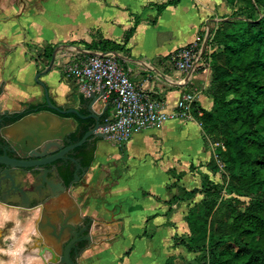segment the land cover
I'll return each instance as SVG.
<instances>
[{
    "label": "crops",
    "instance_id": "crops-1",
    "mask_svg": "<svg viewBox=\"0 0 264 264\" xmlns=\"http://www.w3.org/2000/svg\"><path fill=\"white\" fill-rule=\"evenodd\" d=\"M165 1L15 0L14 11L1 8L0 47L5 44L11 49V58L14 57L8 64L5 62L10 74V80L3 86L6 104L18 106L20 101L16 99L26 100L24 96L31 92L38 95V103L45 100L44 88L36 82L35 72L48 65L56 46L51 68L39 78L57 104L77 102L88 90L77 78L66 75L65 67L70 61L103 51L88 47L84 41L94 43L108 38L123 46L107 51L115 53L118 63L142 91L161 98L167 110L175 108L184 91H191L194 102L211 109L213 71L207 55L202 66L190 72L175 67L170 54L200 36L206 18L212 22L218 15L227 14L230 7L225 0H178L159 9L158 4ZM0 5L4 7V1H0ZM14 14L19 16V24L11 19ZM132 26L134 29L125 40L124 33ZM31 43L38 44L41 53L38 62L29 59L32 56L29 53L22 60L16 58L14 46L24 54ZM47 47H53L50 55L46 53ZM1 55L0 49V63ZM0 81L2 84L1 78ZM99 88L93 87L96 92ZM107 102L105 111L111 116L113 103L102 95L93 106L101 110ZM193 110L194 107L185 115L135 130L122 142L109 137L94 138L86 160L87 169L82 179L67 192L78 205L80 216L103 220L122 238L133 235V240L138 238L137 243L142 242V250L136 254L135 242L124 245L125 241L121 240L122 264H155L158 259L165 261L169 256L174 260L175 250L191 251L182 243L174 244V236H181L182 226L188 227L185 215L191 205L201 200L203 192L196 191L186 197L184 190L201 188L204 178H216L222 162L216 157L215 141ZM212 158L217 168L209 164ZM135 212L141 213L140 228L129 233L132 221L129 216ZM165 225L170 227L168 251L166 247L160 249L155 239L151 240L158 227Z\"/></svg>",
    "mask_w": 264,
    "mask_h": 264
},
{
    "label": "trees",
    "instance_id": "trees-1",
    "mask_svg": "<svg viewBox=\"0 0 264 264\" xmlns=\"http://www.w3.org/2000/svg\"><path fill=\"white\" fill-rule=\"evenodd\" d=\"M177 1L167 0L158 8ZM234 1L239 6L231 17L219 20L212 36L216 48L207 54L214 104L205 109L193 102V111L212 139L224 144L215 152L228 173L227 191L254 195L248 200L224 198L221 184L209 178L201 188L184 190L186 197L196 191L203 197L188 208V234L175 235L174 244L207 250V264H264V0H227ZM256 4L263 7L262 14ZM133 29L125 31V40ZM84 43L103 51L123 46L108 38ZM52 49L47 47L46 53ZM79 111L87 113L84 106ZM107 116L105 111L102 119ZM209 164L217 168L215 158ZM172 262L169 256L164 264Z\"/></svg>",
    "mask_w": 264,
    "mask_h": 264
},
{
    "label": "water",
    "instance_id": "water-1",
    "mask_svg": "<svg viewBox=\"0 0 264 264\" xmlns=\"http://www.w3.org/2000/svg\"><path fill=\"white\" fill-rule=\"evenodd\" d=\"M57 48L48 65L34 77L44 88L46 103L0 113V168L33 163L42 166L65 158L66 151L89 137H107L99 127L108 124L102 119L108 102L101 110L93 106L103 93L102 87L98 92L89 90L77 102H51L39 75L51 68ZM75 103L82 104L87 113H80ZM51 188L59 191L63 185L56 182ZM67 188L29 208L0 202V264H122L121 235L103 220L80 216Z\"/></svg>",
    "mask_w": 264,
    "mask_h": 264
},
{
    "label": "built area",
    "instance_id": "built-area-1",
    "mask_svg": "<svg viewBox=\"0 0 264 264\" xmlns=\"http://www.w3.org/2000/svg\"><path fill=\"white\" fill-rule=\"evenodd\" d=\"M212 22L206 18L201 35L170 54L175 67L191 72L202 66L203 55H207L213 46V29L217 22L216 25ZM65 73L77 78L88 91L94 86L103 88L102 98L111 101L114 110L111 116L105 118L108 124L99 127V130L105 131L107 137L117 142L126 140L135 130L159 125L165 119L185 115L188 109L193 108L194 94L184 91L178 97L175 108L167 110L161 98L149 95L136 85L112 51H96L86 55L85 59L70 61ZM214 144L222 145L219 141Z\"/></svg>",
    "mask_w": 264,
    "mask_h": 264
},
{
    "label": "flooded vegetation",
    "instance_id": "flooded-vegetation-1",
    "mask_svg": "<svg viewBox=\"0 0 264 264\" xmlns=\"http://www.w3.org/2000/svg\"><path fill=\"white\" fill-rule=\"evenodd\" d=\"M0 113L13 112L40 104H45L46 99L38 103V96L31 98L24 104L8 106L0 84ZM53 104L56 102L50 98ZM94 137H89L83 145L75 147L64 153L65 158H56L51 163L38 166L33 165H6L0 168V202L8 205L33 207L45 201L50 196H57L61 191L78 183L86 169V160L91 154ZM61 182L63 188L53 190L51 185ZM87 216V215H82Z\"/></svg>",
    "mask_w": 264,
    "mask_h": 264
},
{
    "label": "rangeland",
    "instance_id": "rangeland-1",
    "mask_svg": "<svg viewBox=\"0 0 264 264\" xmlns=\"http://www.w3.org/2000/svg\"><path fill=\"white\" fill-rule=\"evenodd\" d=\"M0 1H4V7H2L0 5V9L1 8H5L6 11H9L10 9H11V11H14L13 9H15V7H16L15 0H11L10 5L8 3L9 0H0ZM21 1H23V0H21ZM225 2L230 7V9H229V11H228L227 14H223V16L222 15H218L219 17H215L213 19V20H216V22H217V25H216V22H213V24L216 25V26H214V29H213L214 32H215V30H216V28L218 26L219 20L226 19V18H228V16L231 17V15H230L231 12H233L234 10H236V8L240 4L237 1H234L232 4L231 3H228L227 0H225ZM256 5H257L256 7H257L258 14H262L263 7L260 4H256ZM13 16L14 17L11 18V19L16 20V22L19 24V21H18V17L19 16L15 15V14ZM18 30H19V32H21V27H19ZM31 44H32V46L29 45L28 46L29 47L28 51H25L24 54H22L21 50H18L14 46V49L17 50V51H15L16 52V58L20 57L21 59H19V60H22V59H24V56H26L27 53H29V54L32 55L31 58H29V59H33V60H35V62H38V57L41 54L38 51V44H34V43H31ZM215 48H216V44H213V46H211L210 52L212 50H214ZM0 49H1V54H2L1 55V63H0V78H1L2 84L4 86V83L6 81H9L10 80V76H9L10 74H9V71L7 73V69H5V64L6 63L8 64L9 61L12 58H14V57L11 58L12 55H9V52L11 51V49L9 47H7L5 44H3V48L0 47ZM205 57H206V55L204 54L203 55V58H205ZM207 60L209 61V58ZM22 64H23V62H22ZM16 65L19 67V62ZM3 75H4V77H3ZM3 78H4V80H3ZM30 94L29 95L26 94V96H24L25 98H27L26 100L25 99L22 100V99H19V98H17L16 100L17 101L19 100L20 103L24 104L25 102L29 101L31 98L38 96V95L36 96L35 94H32V92ZM24 97H22V98H24ZM221 144L224 146V144L222 142H221ZM222 145H219V146H222ZM224 168H225V165H224L223 162H221L220 165L218 166V171L219 172L216 175V178L213 179V180L217 181L219 184H221V186H222L221 187V190H220L221 191L220 192V195L222 197H224V198L231 197V196H237L238 198H242L244 200L250 199L254 195V192L251 193V194L237 195L234 192H228L227 191V189H226V183H227V180H228V173H227V171H225ZM140 214L141 213H139V212L130 213V216L129 217L131 218V220H132L131 222H133V223L130 222V224H131L130 225V229H128L129 230L128 231L129 233H135V231H139L140 225L138 224V222L140 221ZM147 226L149 227V225H147ZM187 228L188 227H186V226H182V228L179 229V233L182 236L183 235L184 236L187 235L188 234ZM169 230H170L169 225L159 226L158 229H157V231H156V234L154 235V238H151L150 237L151 240L152 239L153 240L154 239L156 240V243H158V246L162 250H164L165 247L167 248V251L169 250L168 244H167V241H168L167 233H168ZM183 232H185V233H183ZM137 240H138V238L136 240H133V235L132 236H126L125 238H122V241H125L124 242V245H130L131 243L135 242L134 247L137 248L136 254H138L142 250V246H141V243L142 242H138L137 243ZM167 251H165V253ZM173 254L175 255V259L173 260L172 264H207L208 261H209V255H208L207 250L186 251L185 249L181 248V249L175 250ZM163 257H164V253L161 255V260L163 259ZM159 258H160V255H159ZM163 261H160L159 262V259H158L155 264H161ZM164 263H165V261H164Z\"/></svg>",
    "mask_w": 264,
    "mask_h": 264
}]
</instances>
